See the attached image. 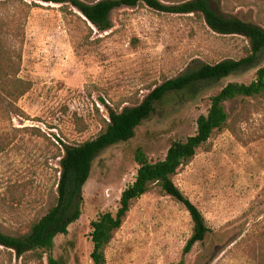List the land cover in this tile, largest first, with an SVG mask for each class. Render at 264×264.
Returning a JSON list of instances; mask_svg holds the SVG:
<instances>
[{
    "label": "rangeland",
    "instance_id": "1",
    "mask_svg": "<svg viewBox=\"0 0 264 264\" xmlns=\"http://www.w3.org/2000/svg\"><path fill=\"white\" fill-rule=\"evenodd\" d=\"M175 4L184 0H164ZM213 10L264 30V0H210ZM20 13H15V20ZM99 32L75 10L37 3L27 11L17 77L29 91L21 117L0 115V227L22 230L55 190L62 145L94 138L107 111L140 103L155 87L203 65L238 60L248 49L238 36H219L194 16L119 8ZM264 64V62H263ZM256 69L169 95L134 137L101 153L82 189L79 219L53 242L65 264H90L91 221L114 214L132 184L140 150L163 160L173 142L196 132L210 98L229 83L249 84ZM227 120L171 181L199 210L210 232L183 255L192 223L185 209L155 184L134 201L105 249V264H264V93L223 104ZM11 264H47L28 258Z\"/></svg>",
    "mask_w": 264,
    "mask_h": 264
},
{
    "label": "trees",
    "instance_id": "2",
    "mask_svg": "<svg viewBox=\"0 0 264 264\" xmlns=\"http://www.w3.org/2000/svg\"><path fill=\"white\" fill-rule=\"evenodd\" d=\"M35 2L59 5L61 10H75L99 32L110 30V14L119 8L145 6L154 12L194 16L216 35L244 38L248 49L238 60L203 65L196 71L163 82L132 108H124L119 113L108 110V121L103 122L94 138L77 145H62L55 190L47 195L39 216L22 230L0 227V264H11L12 256L16 259L28 258L37 263H41L46 256L47 264H65L61 259L52 258L50 251L55 238L67 235L68 227L81 215L82 189L95 159L105 150L130 141L135 130L155 114L157 104L167 96L182 94L200 84L216 83L231 75L256 69L254 79L249 84L229 83L211 97L206 115L196 119L195 134L183 142L171 143L163 160L151 163L143 152L136 151L134 181L121 192L115 213H102L89 224L90 264H105V249L121 228L132 203L149 190L150 184H155L161 194L180 204L190 217L192 233L182 251L183 255L188 254L210 230L199 210L178 190L171 177L180 168L189 165L199 150L210 151L209 140L215 132L222 130L227 120L224 103L264 93V30L223 16L211 8L210 0H184L175 4H166L164 0H0V115L8 119L21 117L17 102L30 88L17 75L27 11ZM16 12L20 13L18 20H15Z\"/></svg>",
    "mask_w": 264,
    "mask_h": 264
},
{
    "label": "built area",
    "instance_id": "3",
    "mask_svg": "<svg viewBox=\"0 0 264 264\" xmlns=\"http://www.w3.org/2000/svg\"><path fill=\"white\" fill-rule=\"evenodd\" d=\"M106 121H108L107 117H106Z\"/></svg>",
    "mask_w": 264,
    "mask_h": 264
}]
</instances>
